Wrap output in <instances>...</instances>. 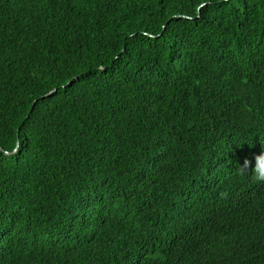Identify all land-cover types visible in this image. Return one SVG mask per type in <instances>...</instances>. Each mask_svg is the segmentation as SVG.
<instances>
[{"label": "trees", "instance_id": "obj_1", "mask_svg": "<svg viewBox=\"0 0 264 264\" xmlns=\"http://www.w3.org/2000/svg\"><path fill=\"white\" fill-rule=\"evenodd\" d=\"M260 154L264 0H0V264H264Z\"/></svg>", "mask_w": 264, "mask_h": 264}, {"label": "clouds", "instance_id": "obj_2", "mask_svg": "<svg viewBox=\"0 0 264 264\" xmlns=\"http://www.w3.org/2000/svg\"><path fill=\"white\" fill-rule=\"evenodd\" d=\"M251 169L252 178L256 182H264V154L255 157V165L252 167L251 161L246 160L244 165L240 167L242 173H248Z\"/></svg>", "mask_w": 264, "mask_h": 264}, {"label": "water", "instance_id": "obj_3", "mask_svg": "<svg viewBox=\"0 0 264 264\" xmlns=\"http://www.w3.org/2000/svg\"><path fill=\"white\" fill-rule=\"evenodd\" d=\"M19 144H20V143L18 142L17 149H18V147H19ZM17 149H16V150H17ZM7 154H8V155H12L13 153H7Z\"/></svg>", "mask_w": 264, "mask_h": 264}]
</instances>
